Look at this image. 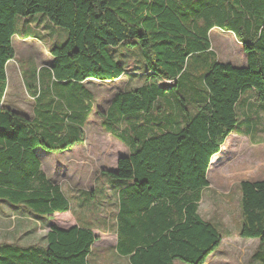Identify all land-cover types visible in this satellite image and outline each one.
<instances>
[{
    "label": "trees",
    "instance_id": "trees-1",
    "mask_svg": "<svg viewBox=\"0 0 264 264\" xmlns=\"http://www.w3.org/2000/svg\"><path fill=\"white\" fill-rule=\"evenodd\" d=\"M235 2L204 0L189 12L194 0H0V201L41 218L70 211L67 197L41 171L37 151L82 145L93 113L85 86L129 75V50L137 69L143 61L146 82L117 94L102 115L106 132L130 150L116 172H107L122 180L114 183L116 251L129 264H205L223 241L216 224L198 214L212 159L239 125L242 95L252 92L254 102L264 103V0ZM38 13L66 28L68 37L50 51L52 61L41 72L51 87L41 78L39 90L32 88L37 104L27 119L4 105L6 67L15 58L17 18ZM216 28L242 45L245 66L218 59L209 41ZM240 194V237L259 240L260 251L264 182H242ZM97 240L83 226H51L44 246H0V264H89Z\"/></svg>",
    "mask_w": 264,
    "mask_h": 264
},
{
    "label": "rangeland",
    "instance_id": "rangeland-1",
    "mask_svg": "<svg viewBox=\"0 0 264 264\" xmlns=\"http://www.w3.org/2000/svg\"><path fill=\"white\" fill-rule=\"evenodd\" d=\"M188 1V0H187ZM236 6L235 0H230ZM178 0H168V4L174 5ZM204 0H194L192 8L201 9ZM184 9L190 6L188 2L182 4ZM185 24L191 28L193 21L191 16L185 20ZM203 24V23H202ZM68 37L66 28L55 26L44 14L38 13L28 17H18L16 21V35L13 38L15 50V61H11L6 68L7 90L4 105L18 110L27 116H32L35 102L30 94L32 88L39 90L41 82L43 85L50 84V78L45 77L47 67L52 61L50 51L58 46H62ZM209 41L221 61H227L234 65L241 66L245 63L243 50L235 36L220 30H212L209 34ZM129 56L131 66L129 75L114 83H94L86 84V88L95 92L96 106L90 117L88 126L85 129L84 142L81 146L65 153H50L42 157L43 164H47L46 171L50 177H55L62 184L67 194L75 197L80 191L97 192L95 198L88 197L89 202L80 205L81 200L72 198V210L70 214L55 217L61 226L68 227L70 224L78 222L81 224L95 223L100 231H103L102 218L112 223L117 214L114 199H109L111 205L102 197L108 194L105 189V182L101 175L103 169L116 168L117 159L128 154L129 149L116 137L107 133L102 126L103 114L106 113L116 94L123 91L137 89L146 82L141 61L140 69H137L133 52L125 51ZM143 74V75H142ZM42 78V81H41ZM25 81V83H24ZM170 83H159L160 86L169 87ZM58 86H56L57 88ZM169 89V88H168ZM29 94V95H28ZM176 95V93H175ZM249 94L242 95L246 99ZM239 125L236 133L250 134L251 138L241 134H232L223 145L222 158L213 165L210 172V185L204 192L203 201L200 205L199 213L205 220H210L216 224L223 241L221 246L208 258L207 264H262L264 259V247L260 249V242L257 240H247L240 237L242 224L240 212V183L244 176L234 172L223 183L216 181V173L223 165L222 159L226 162L228 151L237 143H242L238 149L241 158L248 164L242 165L244 168L252 169L254 165H264V111L259 112L251 109L250 112L242 111L238 108ZM68 133L71 127H65ZM134 135L133 132H129ZM62 164L63 166L53 171L48 162ZM231 167L229 164L223 166V171ZM245 170V171H250ZM118 184L121 181H113ZM102 188V189H101ZM101 189L99 192L98 190ZM112 194V193H109ZM34 224V230L23 242L29 245H43L44 237L48 230L45 223L41 221ZM116 235L113 229L107 232H100L99 241L96 243L90 264H128L127 260L119 257L115 252ZM259 251V252H258ZM257 253V256H255Z\"/></svg>",
    "mask_w": 264,
    "mask_h": 264
},
{
    "label": "crops",
    "instance_id": "crops-1",
    "mask_svg": "<svg viewBox=\"0 0 264 264\" xmlns=\"http://www.w3.org/2000/svg\"><path fill=\"white\" fill-rule=\"evenodd\" d=\"M214 30H218V29L216 28V29H213V31ZM227 33H229V32H227ZM212 48H213V46H212ZM241 48H242V45H241ZM242 50H243V48H242ZM243 55H244L243 57H244L245 63L243 65H241V66H245L246 63H247V58H246V55H245L244 51H243ZM15 56H16V54H15ZM10 62L7 64V67L10 66V64H11ZM221 62L230 63V62H227V61H221ZM117 81H120V80H117ZM24 83H25V81H24ZM87 83H90V82H87ZM87 89H89V88H87ZM89 92L93 96V109H94V106H96L95 92L92 89H89ZM118 94H120V93H118ZM31 96H32V98H33V100L35 102V107H36V104H37V100L36 99L37 98L34 95H32V94H31ZM254 97H255L254 93L251 92L246 97V99L243 100L241 98L239 100V102L237 103V108L239 107L242 111H245V112H250L251 109H255V110L259 111V112H263L264 111V103L254 102ZM113 100H112V102H113ZM112 102H111V105H112ZM111 105H110V107H111ZM6 107H8V106H6ZM35 107H34V111H33V115L32 116H27L26 114H24V113H22V112H20L18 110L12 109L10 107H8V108L20 113L21 115H23L27 119H29V118L31 119L35 115ZM90 117L88 118V123H87L86 127L89 124ZM235 133L236 132H234V134ZM236 134H241L244 137L251 138L250 134H243V133H236ZM235 135L231 134L229 137H233ZM241 144L242 143H237L234 147H232V149L230 151H228V156L229 157L227 158V161L225 162L222 159V161L224 162L223 165L220 166L218 169H216V170H218L217 173H216V181L218 183H221V182L223 183V180H227L232 173L238 172V171L239 172L236 174V176L237 175L244 176L243 179L241 180V183L242 182H251V183L264 182V165H262V164L254 165V167H251L252 168L251 170L248 169V168L242 167V165L248 164V163H247V161L245 159L241 158V155L239 154L238 149L240 148ZM79 146H81V145H79ZM75 147H73L72 149H74ZM222 148H223V146L221 147V152L212 159V163H211V166H210V169H209V172H208L209 185H210V172L212 171L213 165H215L220 160V158H222V154H223V149ZM72 149H70V150H72ZM63 153H65V152H63ZM45 154H50V153H47V152L42 151V150H38L37 151V156H38V158H39V160L41 162V171L45 174L47 180L50 183H52L53 185L58 186L61 189V191L63 192V194L67 197V199L70 202V211L67 212V213H64V214L56 213V214H53L50 217L41 218V217H37L36 215H34L24 205H13V204H10V203L5 202V201H0V246H3V245H17V246H20V247H23V248H27L29 246H33V245H29V244H26L25 242H23V239L29 237V234L34 230L35 227H34L33 223L39 224V222L41 223V221H43V223H45V227L44 228L47 229L48 231L50 230L51 226H57V227L62 228V229H69V228H72L74 226H83V227L89 228V229H91L93 231L94 235L98 239L96 241V243H98V241H99L100 232H107L110 229H113L114 233L116 235V243H115L114 248H115L116 254H118L117 251H116V246H117V241H118V236H117V233H116V228H117L116 227V216H117V214H116V216L114 218V222H112V223L106 221L108 215L106 217L102 218V222L101 223H102V226H103V231H100L98 229L100 227H98L95 223H88V224H84L83 225V224L78 223V222H75V223L72 222V224H70L68 227H65V226H61L60 223H58L56 221L55 217L71 213V210H72L71 199L72 198L76 197L79 200H81L80 205H82L85 202H89L88 201L89 195L92 196L91 198H93V197L95 198V195L97 194V192H93L92 193L90 191H80V189H78L77 191H79V195L75 194V197L73 195H71V194L70 195L67 194L65 192V190L63 189L62 184L60 182H58V180H56L55 177H53V176L50 177L48 175V173L46 171L47 164L46 163L43 164V161H42V157ZM129 154H130V150H129L127 155L120 156V157H127ZM119 158L117 159V162H118ZM48 163L51 165V167H52L54 172H56V170L59 169L60 166L61 167L63 166L62 164L54 163L52 161L51 162L49 161ZM225 164H229V165H231V167H229L227 170L225 169L223 171V166ZM116 170H117V164H116V168H114V169H103L102 170L101 175L103 176L105 182H107L104 188L109 190V193H112V194H109V193L108 194H103L102 197L104 198V200L106 199V202L109 203L110 205H111L112 202L109 199L113 198L114 199V204H115V206L117 208V213H118V210H119L118 192H119V190L116 192V185H114V183L111 181L112 179L107 175V172H116ZM245 170H250V171H245ZM101 189H99L98 192ZM207 189L208 188L204 189L203 192H202V198H201V200L199 202V206H198V214L199 215H200V213H199L200 205H201V203L203 201L204 192ZM247 240H257V239H247ZM257 241H259V240H257ZM96 243L93 246V250H92V254L90 256V260H91V257L93 255ZM44 245H45V241H44L43 245H40V246H44ZM118 256H119V254H118ZM122 258H124V257H122ZM124 259H126L127 263L129 264L128 259L127 258H124ZM90 260H89V264H90ZM207 263H208V259H207L205 264H207ZM176 264H181V263H176Z\"/></svg>",
    "mask_w": 264,
    "mask_h": 264
},
{
    "label": "water",
    "instance_id": "water-1",
    "mask_svg": "<svg viewBox=\"0 0 264 264\" xmlns=\"http://www.w3.org/2000/svg\"><path fill=\"white\" fill-rule=\"evenodd\" d=\"M121 158V157H120ZM111 173H114V172H111Z\"/></svg>",
    "mask_w": 264,
    "mask_h": 264
}]
</instances>
